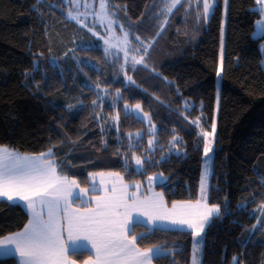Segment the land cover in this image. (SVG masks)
Listing matches in <instances>:
<instances>
[{
    "label": "trees",
    "instance_id": "1",
    "mask_svg": "<svg viewBox=\"0 0 264 264\" xmlns=\"http://www.w3.org/2000/svg\"><path fill=\"white\" fill-rule=\"evenodd\" d=\"M35 3L0 0V145L22 154H39L55 145L60 174L76 179L81 188L89 187V173L120 172L128 183L162 174L166 185L155 187L171 206L198 198L204 145L200 131H211L215 119L208 203L220 205L222 216L206 230L203 264H231L234 256L241 264H264V228L246 248L241 246L246 229L257 222L254 210L264 202V67L259 51L264 36L252 39L261 17L252 11L256 0H228L217 109L223 0H216L207 22L197 20L203 0H182L159 36L162 0H109V11L130 33L133 50L140 46L135 37L144 45L155 37L148 67L136 69L121 52L106 56L103 39L68 16L66 0ZM125 72L135 84L125 79ZM137 103L158 129L151 150H146L149 124L125 108ZM69 105L75 107L69 110ZM117 114L118 121L113 119ZM197 117L200 127L190 124ZM173 135L181 138L179 152L169 151ZM134 156H150L151 162L137 170ZM246 199V209H239ZM28 219L20 203H0V238L22 230ZM157 229L138 246L175 247V264H190L191 232ZM88 255L72 258L82 264ZM152 263L172 264L171 254ZM0 264H17V258L0 257Z\"/></svg>",
    "mask_w": 264,
    "mask_h": 264
},
{
    "label": "snow or ice",
    "instance_id": "2",
    "mask_svg": "<svg viewBox=\"0 0 264 264\" xmlns=\"http://www.w3.org/2000/svg\"><path fill=\"white\" fill-rule=\"evenodd\" d=\"M40 2L41 0H36L34 7H38ZM181 2L182 0H163L159 14L164 16V21L159 25L157 36L168 23L169 14H172ZM188 2L190 4L192 0ZM227 3L228 0H225V5ZM256 5L259 7H254L252 11L259 13L261 19L256 22V30L252 33L253 40L258 38L257 33H264V0H256ZM197 7L199 9V4ZM215 7L216 0H203V9L197 12L198 22L201 19L207 22ZM68 16L80 22L79 14L74 15L69 11ZM96 18L101 25L105 23L109 25V38L104 39L106 56L111 55L113 47H119L124 54L125 63H130L132 69H136L138 65L148 67L146 57L155 37L147 45H144L140 37H135L140 46L133 50L132 41L129 39L130 33L124 31L123 26L122 37H117L112 30L113 20L108 14L104 0H100ZM221 35L223 36V25ZM259 51L260 64L264 66V45L259 46ZM139 53L142 54L138 55ZM120 68L123 71L124 65L122 64ZM221 74L222 68H218L217 77L219 78ZM125 79L135 84L126 72ZM97 88L99 89V85ZM117 92L119 93V90ZM92 103L95 105L97 101L93 100ZM74 107L68 106L69 110ZM128 107L126 104L125 108ZM133 107L135 111L142 112L139 103ZM185 107H190L187 102ZM140 118L149 123L148 132L152 133V137L146 150H151L157 140L155 135L157 126L152 124L149 113H143ZM113 119L118 121L119 115ZM200 120L201 117H197L191 120L190 124L200 127ZM216 127V121L213 119L211 132L204 131L203 128L200 131L204 145L199 197L194 202L173 201L171 207L165 203L164 192H154L150 188V195H140L138 193L141 184L125 183L120 172L89 173L91 179L89 187L81 188L76 179L60 174L59 169L62 165L54 158L55 145L39 154H22L7 145H0V203L16 206L23 202L29 216L22 230L0 238L3 255L16 257L17 264H77V260L72 257L83 252L89 253L83 264H152L153 259L160 258L162 253L167 252L171 254L172 264H175V256L179 254L175 247L162 249L159 245H153L141 248L137 243L146 239L149 234L159 231L160 229L155 227L158 223L167 222L172 230L180 231L181 234L191 232V264H203L206 230L213 219L222 216L220 205L208 203L209 193L213 190L210 177L214 174L212 166ZM136 135L140 136V133ZM180 139L178 135L171 137L168 142L171 146L170 152L172 149L179 152L177 142ZM133 159L137 169H143L146 163L151 162L150 156L144 158L134 156ZM97 176L101 178L99 185L95 182ZM148 181L150 184L158 181L161 187L166 185V178L162 174L149 176ZM261 185L264 186V180H261ZM132 187H135L136 191H130ZM89 193L93 195L89 197ZM77 201L80 202V206L74 208L72 205ZM248 202L246 199L237 207L246 209ZM227 204L225 198V215L229 214ZM254 212H258L259 216L252 228L246 229L247 236L241 242V246L245 248L255 233L264 228V202H261ZM137 227H144L146 231L136 233L134 229ZM231 264H241L240 257L234 256Z\"/></svg>",
    "mask_w": 264,
    "mask_h": 264
},
{
    "label": "rangeland",
    "instance_id": "3",
    "mask_svg": "<svg viewBox=\"0 0 264 264\" xmlns=\"http://www.w3.org/2000/svg\"><path fill=\"white\" fill-rule=\"evenodd\" d=\"M66 2L69 6L68 13H69V11H71L74 15L79 14V17H78L79 21L82 24H85V25L87 24V27L91 28L93 32H95L98 36L103 37V41H104V39L109 38V25L107 23L101 25L96 18V12L99 11V7H100V0H66ZM104 2L107 5L108 14L113 20V23L111 25L112 30H114L115 35L117 37H122L123 32H121V26H122L121 23L119 21H117L115 16L113 15V13H111L109 11V7H108L109 0H104ZM162 2H163V0H162ZM85 5H87V7ZM227 5H228V3H227ZM227 5H225V0H223V19H222L223 36L221 35V41H220V66H219V68H222V60H223V53H224V38H225V32H226ZM255 7H259V6L256 5ZM123 29H124V31H126L124 26H123ZM255 30H256V26H255ZM263 35H264V33H257L258 37L259 36L261 37ZM114 43H117V42L114 41ZM111 51L121 52L123 54V52L120 50L119 47H113L111 49ZM220 81H221V76L219 78L217 77V82H216V87H217L216 109L218 108V94H219V88H220ZM127 110H128V112H133L138 118L142 117V115L144 113L143 111L137 112L134 110V108H131V107H128ZM144 121L148 123V121H146V120H144ZM208 132H211V131H208ZM151 137L152 136H149L148 139H150ZM214 139H215V135H214ZM202 165H203V161H202ZM137 170H141V169H137ZM109 172H111V171H105L104 173H109ZM96 173H100V172H96ZM154 175H156V174H154ZM154 175H150V176H154ZM163 177H165V176H163ZM105 179H109V178L105 177ZM100 180H101V178L99 176H97L96 180H95L97 185L100 184ZM210 181H211V177H210ZM90 182H91V179H90ZM124 182L128 183L125 180H124ZM135 183H137V182H132V183H128V184L134 185ZM139 183L141 184V187H140L139 193H138L140 195H144V196L150 195L151 194L149 192L150 188L154 192H161L160 190H158L155 187L156 184H159L158 181L150 184L148 181V178H147L144 183H142V182H139ZM130 191H136V188L132 187V188H130ZM199 194H200V190L198 193V197H199ZM91 195H93V193H89V197ZM89 197H85V199H88ZM19 203L24 207L23 202H19ZM165 203H166V201H165ZM72 206L74 208L79 207L80 202L77 201ZM84 206H87V205H84ZM168 207H171V206H168ZM155 227L156 228H162V229H171V226L167 222L158 223ZM165 253H167V252H165ZM165 253H162V254H165ZM191 255H192V253H191ZM190 264H191V260H190Z\"/></svg>",
    "mask_w": 264,
    "mask_h": 264
},
{
    "label": "crops",
    "instance_id": "4",
    "mask_svg": "<svg viewBox=\"0 0 264 264\" xmlns=\"http://www.w3.org/2000/svg\"><path fill=\"white\" fill-rule=\"evenodd\" d=\"M261 18V17H260ZM259 20V19H258ZM257 20V21H258ZM256 21V22H257ZM255 26H256V23H255ZM255 31V30H254ZM264 36V35H263ZM263 36H261V37H263ZM258 38H260V36L258 37ZM264 44V40L260 43V46L261 45H263ZM264 67V66H263ZM25 208V207H24ZM0 257H5L4 255H3V249L2 248H0ZM77 264H80V263H77ZM83 264V263H82Z\"/></svg>",
    "mask_w": 264,
    "mask_h": 264
}]
</instances>
